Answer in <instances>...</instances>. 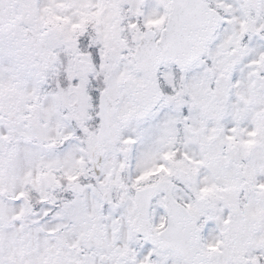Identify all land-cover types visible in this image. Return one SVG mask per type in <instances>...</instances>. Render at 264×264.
Wrapping results in <instances>:
<instances>
[{"label": "snow or ice", "instance_id": "snow-or-ice-1", "mask_svg": "<svg viewBox=\"0 0 264 264\" xmlns=\"http://www.w3.org/2000/svg\"><path fill=\"white\" fill-rule=\"evenodd\" d=\"M0 264H264V0H0Z\"/></svg>", "mask_w": 264, "mask_h": 264}]
</instances>
